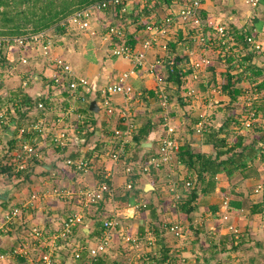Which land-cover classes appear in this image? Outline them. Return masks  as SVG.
Masks as SVG:
<instances>
[{"label": "crops", "instance_id": "crops-1", "mask_svg": "<svg viewBox=\"0 0 264 264\" xmlns=\"http://www.w3.org/2000/svg\"><path fill=\"white\" fill-rule=\"evenodd\" d=\"M202 2V10L200 13L202 22L206 19H214L218 20V22L220 23L222 22L224 24H227L230 27L232 25H236L237 28L245 30L246 28H244L243 25H245L250 17H259V20L262 22L260 27L261 31H257V29H255L254 27L253 29L257 32L259 39L262 40V70H264V4H262V7L260 5L256 7V9L261 10L262 13L255 12L254 14V12H251L250 9L243 11L242 9L236 10L235 8L236 13L234 14L233 12V14H228L225 20L222 14H210V10L213 5L212 0H203ZM151 11H154L158 16H163L167 13L168 10L166 8V5L160 3V5L156 6L155 9ZM181 27L182 28L176 29L175 36L177 37L173 36V39L170 38L171 40L169 44L171 42H178L179 34H182L181 39L185 40L184 34L187 32H185L184 25ZM128 32L134 35V46L137 50H140L142 48V42L145 35L142 29L138 28L128 30ZM190 32L191 30L189 28L188 33ZM61 38H63V36H61ZM64 38L65 40L62 41H64L65 44L62 45L63 47L59 46V48H57V51L60 50L59 52L72 65L74 72L79 75L85 76L88 80L91 81L90 84L92 86L103 87L106 84L111 83L121 72L129 69L131 66V63L129 61L124 60L120 57H114L110 54V59L104 58L103 55H100V57L94 58L92 59V61H88L86 65L84 64L85 66L83 68V63H85V61L83 62V59H81V57H79L78 55V57L75 58L72 56V51L67 42V35H65ZM85 38L90 39L93 44L98 45V43L101 42L100 46L102 44L106 47V49H108L107 43L102 42L99 35L95 36L94 38ZM62 41H59L58 44L61 45L60 42ZM185 42H187V40ZM180 44L182 45V49L179 55L182 56L183 53H187V56L199 55L197 53L192 54V51L189 50V47L186 49V46L185 44L183 45V42ZM200 51L202 52V54H206V52H204L205 50H203L202 48L200 49ZM18 52L19 51L17 50H12V53H9V57L7 55L8 53H6L5 60H16L15 57L17 56ZM26 52H28L26 56L29 58L28 66L17 67L16 73L10 76L19 78L20 82L22 78L30 76L31 80L29 81L30 85L27 94L31 96L32 99L36 97V95H42L46 106L49 107V116L62 114V112L69 106V104H81L79 106L80 110L86 112L89 117H94L95 130L92 133L88 132L89 134L87 133L85 135L86 143L82 146L81 149L79 148V146L55 148L48 137H29V140L32 143L38 145L39 149L41 150L42 156L39 159H32L27 163L26 168L23 171L27 174V177H21L19 176V174H14L12 172H7L8 175L6 177L4 175L5 172L0 173V195L6 197V199H0V264H35V258L37 254L39 252L47 250L46 244L48 243V240L45 238L46 240L33 241L32 237L29 234L30 229L33 226H38L43 229V231L46 233V236L52 235L53 232L58 228L60 223L67 216L75 213L83 214V224L75 228L74 232L65 241H63L62 243L60 242L56 248L52 249L55 264L142 263V260L148 258L149 256L144 252V250L141 251L135 246L139 244V240L145 241L148 238L152 240L156 239V236L148 237L151 236L150 231H148L151 222L149 213L146 210L143 211L142 207L137 210L129 209V206L133 205H127L126 203L119 201L118 198L124 195L125 192H129V188L126 187V184L129 181L137 183L144 178H151V180L153 179L154 184H152V182L150 183L153 188L150 189L149 192H146L144 190L147 184L144 182L140 186L136 185L135 190H133L134 192L132 193L136 194V197H134V200H136L135 204L143 202H153L156 204L154 200H157L160 189H164V187L161 186V181L164 180L165 176L169 174H164L162 173V171L170 165L173 166L172 163L160 170H154L151 173H143L140 168V165L143 164V157L146 158V156L154 153L157 150L158 140L165 133L162 119L164 110L160 105L161 100L158 95V90H163V92L168 97L166 111L169 114V108L171 107L172 103L170 104L171 97L168 93L169 87L164 81V78L166 76V67L158 66L154 73H149L147 70L141 69L135 76L130 79L136 92H142V96L141 94L137 95L136 100L130 102L131 113L133 114L137 129L141 124L146 123V121L149 120L150 122L151 120V122L148 137H146V139L140 138L141 148H137L131 139L126 150L127 159L125 161V164L124 162H113L109 158V156H107V152L114 146L115 142L113 130L114 128L121 126L119 123L120 120L117 111L112 117L108 118L101 108L100 112H98L97 104V111H93L90 109V104L94 100L91 99L88 105H85L84 103L79 102L77 98H70L63 90L58 89L57 91L52 89L49 86L50 82L48 79L51 73L50 68L44 67L37 50L32 49L31 52V49H26L22 51V54ZM157 52V46L149 49L146 53L147 62H151L157 55ZM32 54L38 55L39 59L41 60V64H38L37 60L36 63L31 60L33 58ZM207 54H209V52ZM99 64L100 68L98 66ZM34 68L36 70H33ZM75 68L78 69V71H76ZM221 70L223 71L222 68H217L216 70L218 79L221 76L219 72ZM91 71L97 72L94 75L90 76L91 73L89 72ZM99 74L100 81L98 79H95V77L97 78V75ZM109 74L112 75V79L110 78ZM105 78L109 79L106 80ZM149 91H153L154 93H156L159 98L156 99L154 95H150ZM7 92L8 88L5 84L3 94H7ZM79 93L81 92L78 91L77 94ZM183 98V100L187 99L188 103L186 105H183L182 107L178 105L175 109H173L176 111V113L178 112L177 114H179V116L183 115L185 113V110L192 112L191 115L203 113L201 112V106H206L204 104L205 102L202 101V98H200L199 94L193 96H185L183 94ZM122 101V97L118 94H114L111 96V102L116 109L122 106ZM156 102H158V104ZM183 107L185 108L182 109ZM87 111H91L92 113ZM41 113L42 111L36 109L34 106L32 107L31 114L26 115L25 118L27 119L29 117L42 115ZM73 119L74 117L72 116L67 117V121L70 125L73 124ZM15 121L18 122L16 123ZM15 121H13L11 126L7 125L6 128L3 129L4 131L0 130V164L1 162L4 163V159L6 157V141L8 142L13 137L17 138L16 126L20 125L24 121V119H22V121L16 119ZM183 122H185V119L183 120ZM69 128H72V126H70ZM198 139L201 142L200 136L198 137ZM9 142L7 146H10L11 148L13 142ZM179 142L180 144H182L183 141ZM200 142L194 143L195 145L193 144V146H195V149H200L201 151L207 153L212 152V148L210 146L202 144ZM143 143L151 145L143 146ZM68 157H80L87 159L88 161H90L89 171L87 173L74 172L65 164V159ZM262 164L260 166L262 168V172H260L259 176L256 177L255 181H257L258 183L259 181H262L264 185V163ZM174 165L175 168L180 170V172L183 174V176H180L179 178H183L184 181L188 180L186 179L187 171L185 167L178 162H174ZM127 166H131L130 171L128 170ZM105 169H110L112 173V178L110 180L111 190L109 193H106L104 195L102 200H99V202L93 206L82 209L81 203L75 197L71 196L69 198H60L52 192L53 188H69L74 190L83 186H92L93 184L103 179L102 176ZM169 171L173 175H178V173L171 168L169 169ZM132 177H135V179L133 180ZM218 180L219 185L212 193L208 195H200L196 201V206L198 207V209L200 206V208H206L209 211L210 215H212V218L210 219V221L208 220L209 223L207 224L212 232H198L197 234H195V232H188L191 239L190 244H187L189 243V241H185L186 244L182 245V250L188 248L189 250L194 252V264L202 262V260H199V262H197V256L200 253V250L198 248L199 242H201V244H203L205 247H209V249H207V254L210 257V262L208 264H262V252L264 250V232H247L244 227L247 226L251 227L250 230H256L255 222L258 218L262 217L261 212H264V209L258 213H250L247 203L251 204V202H249L246 194L242 192L243 190L238 189L239 185L243 184L244 182L247 183V181L249 182L253 179H246L244 182L236 185L235 192L237 194L236 196H231H233L234 198H238L241 201L245 200V206H243L242 208L232 207L228 212V218L224 219V221L221 218L220 207L222 201L225 198H228L229 200L230 196H225L224 194L225 191L229 193L230 188L229 190L226 188V184L224 182L226 179L223 175L218 176ZM222 195L224 197H222ZM254 195L259 196L257 194ZM32 199L33 205L27 206L26 203ZM145 199H147V201H144ZM259 199L260 200H254V202L252 200V203H258L261 201V199L262 202L264 201L263 196ZM13 206H23V210L20 216L15 218L10 223H4V212ZM216 206L217 210L212 213L213 208H215ZM195 211L197 210L195 209L192 213L199 214V212ZM114 214L117 215L120 223L119 226L112 230V240L110 241L106 250L103 253H100L95 259H93L94 261L88 260L87 253L85 251L82 252L83 254H85V256L81 258H75L74 252L77 251V247L79 245L93 246L102 233L103 221L111 218V215ZM165 214L168 213H163L161 215V218L164 220L166 225L172 223L169 218L170 214L167 217L165 216ZM246 214H248V216H246ZM180 219L183 220L186 218L180 217ZM186 221L189 228H191V225L195 223L193 221V216L191 221H188V219H186ZM176 222L180 224L179 221L176 220ZM202 224L203 221L202 223H199V226L203 227ZM241 224L244 226H240L238 228L239 232H228V226H239ZM261 224L262 223L260 222L258 226L259 228L261 227ZM141 225H143L142 230L149 233L140 232L141 228H139L138 226ZM129 226L131 227L130 230H132V233L134 232V234L139 237V240L136 243L131 241L132 243L130 245H128L126 242H123L122 239L126 234L125 232H128L127 227ZM195 227L198 229H202L199 228L197 224H195ZM163 234L174 237V235L170 234L166 228ZM183 236L184 230L182 236L179 238H182ZM150 239L148 241H150ZM18 245H27L28 247H30L31 257L29 259L9 255L11 248ZM211 245L215 247H210ZM153 247H155V244H153ZM213 252L214 255H210ZM246 258L248 259V261L244 262V259Z\"/></svg>", "mask_w": 264, "mask_h": 264}, {"label": "built area", "instance_id": "built-area-1", "mask_svg": "<svg viewBox=\"0 0 264 264\" xmlns=\"http://www.w3.org/2000/svg\"><path fill=\"white\" fill-rule=\"evenodd\" d=\"M202 1L172 0L170 3L162 2L166 5L168 11L165 15L158 16L154 11H150L148 15L143 13L145 7L154 6L158 0H101L85 8L76 10L65 21L61 22V25L73 28L85 37L94 38L99 35L101 41L107 43L112 56L123 58L131 63L129 69L121 72L115 80L103 87L92 86L90 84L91 81L85 76L74 72L72 65L57 51V48H59L57 46L59 45L58 38H55L57 35H53L54 37L50 36L49 30L24 36L0 37V64H3V60L5 62L4 65L6 64L3 73L0 74V95L4 93V78L16 73L17 66H28L29 58L22 54V51L26 49L37 50L44 67L50 68L51 73L48 79L50 82L49 86L52 89L57 91L58 89L63 90L70 98H77L79 102L85 105H88L91 99L94 100L97 104L98 112H100L101 108L108 118L112 117L117 111L121 126L113 130L115 142L114 146L107 152V156L113 162H124L126 164L127 146L137 130L136 122L131 113L130 102L136 100L137 95L142 94L141 91L136 92L130 79L141 69H145L149 73H154L158 66H165V54L169 51V42L172 39V34L176 32V29L182 28L181 26L183 25L184 27H189L191 32L184 34L185 39H188L187 42L192 41L199 44L203 50L211 49L212 47L217 48L218 50L216 49L214 52H218L222 58L226 54H232L238 49V46L236 47L237 42L235 36L230 30V26L214 19H206L202 22L200 18ZM244 1L251 7H256L260 2V0ZM129 13L137 14L135 25L142 26L141 29L145 34L140 50H137L134 45L125 41V33L128 31L125 23H117L118 20L130 21L129 18L126 19V15ZM100 19H102L101 22ZM144 20H146V23L142 25ZM112 38L116 40L113 43H111ZM245 39L249 49L253 53L259 54L263 51L262 40L259 39L255 30L249 33ZM155 46L158 48L157 55L151 62H147L146 53ZM187 48L188 46L186 45ZM13 49L19 51L16 60L6 62V52ZM186 54L183 53L182 55ZM171 63L172 60L169 64ZM212 64L213 60L210 55L204 53L198 56L189 55L188 62L181 63V71L185 73L182 80L187 88L183 93L185 96H193L198 93L193 83H197L202 76H206L207 69ZM30 80V76H27L26 78H22L20 82L21 88L26 93L29 89ZM78 91L81 93L77 94ZM158 93L161 100L160 105L164 110L162 119L165 133L158 140L157 150L148 155L145 163L140 165L143 173L150 172L151 168L160 170L171 164L180 145V142L175 137L176 128L172 122V118L166 111L168 97L161 89L158 90ZM114 94L120 95L123 99L122 106L117 109L111 102V96ZM198 94L204 99L205 106L212 108L220 101L217 95L221 94V89L219 85L209 84L205 91L199 92ZM261 95L262 90H258L256 87H250L244 90L242 97L244 98V105L248 113L243 116V120L241 121L242 127L248 129L254 121L258 120L252 106L254 100ZM33 99L35 101V108L41 110L42 115L25 118L20 125L16 126V135L19 140L18 147L10 150V152L5 151L6 158L4 164L9 166L10 171L14 174L23 172L30 160L39 159L42 156L38 145L32 143L29 137H48L55 148L79 146L81 149L86 143L85 135L92 130L90 120L94 119V117L91 118L86 112L81 111L79 107L81 104H69L62 114L49 116V107L46 106L42 95H36ZM16 104L10 102L0 108V130L3 126H11L13 123L10 122V118L16 117L14 110V105ZM29 114L31 112L27 115ZM198 115V120L194 124V130L196 133L201 134L208 125L209 120L204 113H199ZM69 116L74 117L72 125L67 121V117ZM70 126L72 128H69ZM65 164L74 172L78 173H87L90 169V162L80 157H68L65 159ZM127 167L130 171L131 166ZM4 175L7 177V172ZM102 177L103 179L101 181H98L92 186H83L74 190L69 188H53L52 192L60 198L75 197L81 203L82 209L87 208L97 204L111 190V170L105 169ZM131 186L132 181H129L126 187L130 188ZM183 186L186 190H191L194 183L190 179L183 180ZM177 187L178 184L175 181L170 182L168 185L170 193H174L176 199L182 195L177 193ZM254 193L264 197L260 186L254 189ZM33 199L28 201L26 205H33ZM260 202L262 203V199ZM145 204L144 202L137 203L129 206V209L137 210L145 207ZM261 207L264 208V203L261 204ZM230 209L229 200L225 198L220 207V214L223 219L228 218ZM22 210L23 206H13L6 210L4 212V223H10L19 217ZM119 223L117 215H111V218L103 222V230L96 243L93 246L79 245L77 251L74 252V257L80 258L83 251L90 258H95L100 253H103L112 240V230L119 226ZM81 224H83V214L75 213L67 216L53 234L49 236L45 235L46 233L42 228L33 226L29 232L33 241L48 240L46 244L47 250L37 254L35 264H55L52 249L56 248L60 242L65 241L74 232L75 228ZM166 229L170 234L177 237H181L183 234V226L177 222L167 224ZM228 229L233 232H238L237 228L231 225L228 226ZM148 237H153V235L151 234ZM129 239L136 243L139 237L134 234ZM9 255L29 259L31 257V249L27 245H18L11 248Z\"/></svg>", "mask_w": 264, "mask_h": 264}, {"label": "trees", "instance_id": "trees-1", "mask_svg": "<svg viewBox=\"0 0 264 264\" xmlns=\"http://www.w3.org/2000/svg\"><path fill=\"white\" fill-rule=\"evenodd\" d=\"M98 1L101 0H0V37L24 36L48 29H51L54 33L65 35L66 30L69 27L61 25V22L65 21L66 18L76 10L85 8ZM171 1L172 0H158V2H155L154 6L145 7L143 9V13L148 15L150 11L155 9V7L160 5V3H170ZM262 4H264V0H260L258 5L262 7ZM126 16H128L132 22L135 21L137 14L129 13ZM252 19H254V27L260 28L262 24L261 21L257 20L258 18H256V16H253ZM145 23L146 20L143 21L142 25ZM138 27L142 28V26ZM231 27L230 30L235 36V40L237 42L236 47L238 46V49L232 54H226L223 58L220 57L217 52V59L225 64L226 67L223 69L224 72H220L221 76L218 80L219 83L217 84L222 90L221 92H223V94L228 97V102L225 105L226 107L230 106V108L229 111L224 114V119L219 123V125H214L211 121H208V125L200 135V143L210 146L212 148V152L207 153L201 151L200 149H195V146H193L192 142L189 140H182L183 142L179 145L178 150L175 153L174 160L172 161L183 165L187 171L186 179H190L194 183L193 188L183 192L181 197L177 200L178 207L182 212V216L188 219V221L192 220L191 213L197 208L196 201L198 197L200 195H208L212 193L219 185L218 176L220 175H223L225 179L231 183L230 192L227 193V191H225L224 194L225 196H230V208H242L245 206V200L241 201L240 199L233 197V189L237 184L244 182L246 179L257 177L260 174V166L262 163H264V134H260L258 138L254 137L250 141L246 139L244 134H235L233 139L229 138V135L233 133L235 125H237L238 122H241L243 120V116L247 115L248 113L246 111L245 105V109L239 112V114H236L235 112L233 113L235 108L234 103L237 102L239 96L243 95L245 90V88L240 84L243 81V78H245L247 75L254 78L262 77L259 82L252 84V87H256L258 90L264 91V70H262L255 63L256 54L249 49V46L245 41V38L250 33V30L245 29L244 31L243 29L237 28L236 25H232ZM181 38L182 34H179L178 42H171L169 44V51H167L165 54L166 76L164 81L169 88L176 90V98L178 102L184 105L182 93H184L187 88L185 87L184 81L182 80V77L185 75V73L181 71V63H187L188 56L179 55L182 49V45L180 43L183 42V39ZM134 39V35L130 34L129 32L125 33V41L127 43L134 45ZM115 41V38L111 39V43ZM238 56L239 58H237ZM171 60L172 63L169 64ZM4 63L5 62L3 60V64ZM207 70H209L210 73L209 82H214L215 78L216 80L218 79L216 71L217 66L212 64ZM207 85L208 81L205 82V85L200 84V87L203 90H197L198 93L205 91L204 89ZM149 93L150 95H154L156 99L159 98V94L157 95L153 91H149ZM259 98H262V95L259 96ZM256 99L254 100L252 106L255 111V116L264 118L263 105L257 104L255 102ZM9 100V102L4 104H8L10 102L17 103L14 105L16 117L10 118V122L15 121L16 119L22 121V119H25V116L31 112L32 107L35 106V101L31 98V96L24 92L23 89H20L17 91V93L12 94ZM94 120L95 119L90 120L92 123V130L89 133H92L95 130ZM197 120L198 118L196 121ZM15 122L17 123L18 121ZM150 122L148 120L146 123L141 124L132 136V141L137 148H141L140 138L146 139V137H148ZM255 122L256 121H254L250 128H252ZM6 126L7 125L3 126L1 130L4 131L3 129L6 128ZM176 139L178 140L177 137ZM9 141L13 142L11 148L10 146H7ZM9 141H6V150L8 152L14 148H17L19 144V141L16 137L11 138ZM146 158L143 157L142 163L145 162ZM154 170V168H151L149 173ZM2 172L9 173L11 171L9 166L1 162L0 173ZM19 176L27 177V174L21 172L19 173ZM132 178L133 180L135 179V177ZM152 184H154V181ZM134 197H136V194L125 192L124 195L118 198V200L126 203L127 205H134L136 202ZM263 203L264 201L262 203H247L250 213L261 212L264 209L261 207V204ZM157 209V204L153 202H146L145 207H142L143 211H148L149 218L151 220L148 231H150L153 236L159 237V240L163 238L160 236L165 231L166 223L161 218L162 214L158 212ZM216 210L217 206L213 208L212 213H214ZM138 227L141 228L140 232H147L142 230L143 225ZM194 230L195 234L200 232L197 231L196 228ZM159 247L160 255L156 257L150 256L152 261L148 264H175L172 259L168 258L169 249L166 248L163 243H160ZM210 247L215 246L211 245ZM198 248L200 253L197 256V262L202 260L203 264H208L210 262V257L207 254V249H209V247H205L203 244H201V242H199ZM210 255L213 256L214 252ZM83 256H85V254L81 253L80 258ZM95 258H90L88 256L89 261H94L93 259Z\"/></svg>", "mask_w": 264, "mask_h": 264}, {"label": "rangeland", "instance_id": "rangeland-1", "mask_svg": "<svg viewBox=\"0 0 264 264\" xmlns=\"http://www.w3.org/2000/svg\"><path fill=\"white\" fill-rule=\"evenodd\" d=\"M212 1H213V5L211 7L210 14L211 15H219V14L221 15L222 14L224 19L228 16V14H233V12L235 14L236 13L235 8H236V10L242 9L243 11L250 9V11L254 12V14H255V12L262 13V11L257 10L256 7L252 8L249 4H246L244 2V0H212ZM128 18L129 17L126 16V19H128ZM256 18H258L257 20H259L258 16ZM253 20L254 19H252V17H250L249 20H247V22L245 23V25H243L244 28H246L247 30H250V33H252L254 31V29H253L254 21ZM101 21H102V19H100V22ZM122 22H125L127 30H133V29L139 28L138 27L139 25H135V21H132V22L129 20H127V21L118 20L117 21L118 24H120ZM101 28H103V26H101ZM184 28H185V32H188L189 27L186 26ZM254 28L257 29V31L258 30L261 31V28H258V27H254ZM48 30H49L50 36H53V35L56 36L57 35L55 38H58V43H59V41L65 40L64 37H65V35H67L68 41L67 40L66 41L68 42V44H69L68 46L70 47V49L72 51L71 52L72 56L74 58L79 56V57H81V59H83V62L85 61V63H83V68L88 61H92V59L100 57V55H103L104 58L110 59L109 48L106 49V47L102 44H101V46H103V47H101L100 46L101 42L98 43L99 46L97 44H93V42L90 39H86L82 34L78 33L73 28L69 27L66 30L67 34H65V35L54 33L51 29H48ZM175 35H176V32H175V34H172V37ZM60 36H63V38H61ZM175 37H177V36H175ZM185 41H186V39L183 40V45L184 44H185V46L187 45L189 47V50L192 51L191 52L192 54H196V53L202 54V52L200 51V49L202 48L201 45L196 44L192 41L191 42H189V41L185 42ZM60 43H61V45H57V46H62L65 44L64 41H62ZM211 49L208 48L207 50H205L206 54L209 52L208 55H210L212 60H214V65L217 66V68L225 69L226 68L225 64H223L222 62H220L219 59H217L218 55L216 52H214L217 48L212 47ZM31 52H32V49H31ZM6 53H8L7 55L9 57V53H12V50H8V52H6ZM24 54L26 55V54H28V52H26ZM255 54H256L255 55V63L258 66L260 65L259 67L262 69V52L259 54L258 53H255ZM32 57L33 58L31 60L33 62L36 63V60H37V63L41 64V60L39 59L37 54H35V55L32 54ZM237 58H239V56ZM11 61L13 62L15 60L14 59L13 60H11V59L6 60V62H11ZM4 66H5L4 64H2V63L0 64V74L3 73ZM98 66L100 68V64ZM17 67H19V66H17ZM33 70H36V69L34 68ZM92 70H96V69H92ZM76 71H78V69H76ZM97 71L89 72V73H91L90 76L94 75ZM207 72L208 73L206 74V76H202L200 78L199 83L198 82L193 83L196 90L202 91L203 89L200 88V84L205 85L206 81H208V85L209 84L218 85L217 83H219V81H218L219 79L216 80V78H215L214 82H209V80H210L209 70H207ZM219 72H224V71H219ZM97 76L98 77L97 78L95 77V79H98L100 81V74ZM109 76L111 79L113 78L112 75L109 74ZM261 78L262 77L254 78L252 76L247 75L245 78H243V81L240 84L245 89L250 88V87H252V84L259 82L261 80ZM105 79L108 80L109 78H105ZM4 84H6V87L8 88V92H7V94L0 95V107L6 106V104H4V103H7L10 101L9 98L11 97V95L14 93H17L18 90L22 89L20 86V79L15 78L13 76L6 77V82H5V78H4ZM207 86H205V89L207 88ZM168 93H169V96L171 97L170 104L172 103L171 107L169 108V115L171 116L172 122L176 128V137L178 138V141L189 140L193 144L196 142L199 143L200 141H199L198 137L201 134L196 133L195 130L193 129L194 122L198 118L199 113H197V115H191L192 112L185 110V113L183 115L179 116V114H177L178 112L176 113V111L173 110L178 105L180 107L183 106L182 104H180V102H178V100L176 98L177 92L175 89L168 88ZM263 96H264V91L262 90V98L258 97L255 102L257 104H262L263 109H264V97ZM217 98L220 99V101H218L219 102L218 104H221V105H216V107L214 105L212 108L201 106V112H203L207 116V118L209 119V122L211 121L214 125H219V123L224 119V116H225L224 114H226L230 108V106L226 107V105H225L228 102V97H226V95L223 94V92H221V94H218ZM202 101H204L203 98H202ZM244 102L245 101H244V98L242 97V95L239 96L237 99V102L234 103L235 108L233 110V113L235 112L236 114H239V112L243 111L245 109V107H244L245 103ZM156 103L158 104V102H156ZM187 103H188L187 99L184 100V105H186ZM153 106H154V104H153ZM224 106H225V110H224ZM184 108L185 107H183L182 109H184ZM184 119H185V122H183ZM235 134H244V136L246 137V139L248 141H250L254 137L258 138V136L260 134H264V118L258 117V121L255 122V124L252 126V128H248V129L242 127L241 122H238V124L235 125V128L233 129V133H231L229 135V138L233 139ZM0 152H1V150H0ZM172 163L171 164L173 166L170 165L169 167L171 169L175 170L178 173V175H173L169 171V169H170L169 167H166L165 170H163V171L161 170L162 173H164V174L169 173V174L166 175L165 179L161 181V186L164 187V189H160L157 200L155 199L154 202H156V204L158 206V209H157L158 212H160L161 214H163L165 212L168 213V214H165L166 217L170 214L169 218H170L171 222H173V221L176 222V220H177L180 222V224L182 223L183 230H184V236L182 238H179L177 236L173 237V236H168L166 234L165 235L162 234L160 237H163V238H161L160 241L158 240L159 237H156L155 240L150 239V241H148L147 239L145 241L139 240V244L135 247H137L141 251L144 250V252L146 254H148V256H149V257L147 256L148 258L142 260L143 261L142 263H145V264L151 263L152 259L150 258V256L156 257V256L160 255V247H159L160 243H163L164 246L169 249L168 258L172 259L175 264H194V262H193L194 252H192L188 248H186L185 250H182V248H181L182 245L186 244L185 241L186 242L189 241V243H187V244H190L191 239L189 237L190 235L188 234V232H195V230H194L196 228L195 224H197V226L199 228H202V229L196 228L197 231H200V232H210L211 231V229L209 228V226H207V224L209 223L210 219L212 218V215H210L209 211L206 208H200L201 206L199 207V209L197 207L196 208L197 211H195V212H199V214L191 213V216H193V221L195 222L193 225H191V228H189L186 219H183V220L180 219V217H183V216H181V211L178 207V201H177L178 199H176L174 193H170V191L168 189V185L170 182L175 181L178 184L177 193H179V194H182L183 192L188 191V190H186L183 186V178H179L180 176H183V174L180 172V170L175 168L174 162H172ZM262 166H263V164H262ZM260 170H261L260 172H262V168ZM252 179L253 180L249 181L250 183L248 181H247V183L244 182L243 184L239 185V188H238L239 190H243L242 192H244V194H246L249 202H251V203H252V200L254 202V200H260L259 198H262V195H260V194H257L259 196L254 195V194H256V193H254V189L256 187L260 186L262 188V192L264 193V188H263L264 185H263L262 181L261 182L259 181V183H258L257 181H255L256 177L252 178ZM144 182L145 183H151V182H153V179L151 180V178H149V179L144 178L140 182H137V183L132 182V187L128 189L130 194L132 192H134L133 190H135L136 185L140 186ZM224 182L226 184V188L229 190V188L231 187V183L228 182L227 180H225ZM243 185H244V187H243ZM149 191H150V189L146 190V192H149ZM233 192H234L233 195L236 196L237 193L235 192V188L233 189ZM251 196H252V198H251ZM222 197H224V196L222 195ZM144 201H147V199H145ZM169 212H171V213H169ZM261 215H262V217L258 218L257 221L255 222L256 223V226H255L256 230H250L251 227L245 226L244 228L246 229L247 232H264V212H261ZM246 216H248V214H246ZM222 220L224 221L223 218H222ZM202 221H203V224H202L203 227L199 226V223H202ZM260 222L262 223L261 224L262 228L258 227ZM240 226L243 227L244 225H242V224L239 226L236 225V226H234V228H237V230H238V228ZM219 227H221V226H219ZM127 228H128V232H125L126 234L123 236L122 239H123V242H126L128 245H130L132 242H131V239H129V237H133L134 232L132 233V230H130L131 229L130 226ZM227 230H229V229H227ZM228 232H233V231L229 230ZM153 244H155L156 248L153 247ZM185 246H187V245H185ZM244 260H245L244 262L248 261L247 258ZM200 263L203 264L202 262H199L196 264H200ZM262 264H264V250L262 252Z\"/></svg>", "mask_w": 264, "mask_h": 264}, {"label": "water", "instance_id": "water-1", "mask_svg": "<svg viewBox=\"0 0 264 264\" xmlns=\"http://www.w3.org/2000/svg\"><path fill=\"white\" fill-rule=\"evenodd\" d=\"M90 109L93 110V111H97L95 101H92V102H91V104H90ZM142 145H143V146H150L151 144L147 145L146 143H143ZM152 188H153V186H152L150 183H147L146 186H145V188H144V190L146 191V190H148V189H152ZM0 199H6V197L3 196V195H0Z\"/></svg>", "mask_w": 264, "mask_h": 264}]
</instances>
